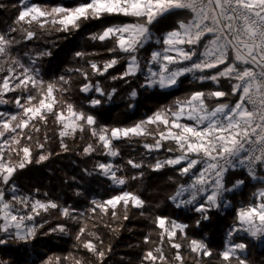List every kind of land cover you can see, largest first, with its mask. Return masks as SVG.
<instances>
[{
  "label": "snow or ice",
  "instance_id": "1",
  "mask_svg": "<svg viewBox=\"0 0 264 264\" xmlns=\"http://www.w3.org/2000/svg\"><path fill=\"white\" fill-rule=\"evenodd\" d=\"M86 25L97 50H76L74 66L46 78L41 64L53 51L36 42ZM120 84L130 85L133 111L141 90L184 94L130 124L102 123L95 110L115 101ZM0 106L8 109L0 110V264L12 242L21 246L15 264H37L28 245L53 233L72 234L77 251L38 257L40 264H107L113 249L96 229L118 234L133 209L147 229L135 245L138 264H249L250 247L264 255V0H21L13 25L0 31ZM50 122L60 152L79 139L82 158L104 157L84 176L109 183L105 198L81 209L48 192L41 199L38 188L18 194L15 177L52 156ZM133 142L143 151L121 164L123 145ZM145 169L167 175L168 206L198 214L194 225L150 210L131 187ZM224 212L233 220L214 251L191 230Z\"/></svg>",
  "mask_w": 264,
  "mask_h": 264
},
{
  "label": "trees",
  "instance_id": "2",
  "mask_svg": "<svg viewBox=\"0 0 264 264\" xmlns=\"http://www.w3.org/2000/svg\"><path fill=\"white\" fill-rule=\"evenodd\" d=\"M48 2H55V0H48ZM61 2L71 3L72 0H61ZM20 3L21 0H0V5H3V7H0V31L6 30L9 26L13 25L15 17L18 14ZM13 5H16V7H13ZM169 24H171V21H169ZM91 30L92 26L86 25L80 32L74 34L53 33L51 36L44 37L36 42L35 46L44 47L47 45V47L52 48L53 51V55L50 58H46L42 61V74L50 79L64 74L66 68L76 64V61L73 60V53L78 49L96 51V46L87 40V34ZM33 46L34 45L30 44L28 47L32 48ZM18 54L23 55L22 52ZM106 55L107 54L101 50V57H105ZM120 70L119 68L117 69V71ZM142 80L143 77H141V81ZM111 83V81H104L105 86H110ZM131 86L138 87V84ZM129 87L130 85L120 84V91L115 101L112 103L106 102L103 108L95 110L98 119L102 123L110 125L130 124L140 117L149 114V112L154 110L157 106L170 103L175 96L184 94V89H180L179 91L174 90L175 94L172 96L159 94L153 89L141 90L142 94H140L136 100L131 101L133 105L137 106L133 111L129 110L127 107L130 103L128 97ZM188 87L191 86L186 84L185 88ZM70 95L74 101H83V97L76 91L72 92ZM0 110L8 109L0 106ZM48 128V135L51 137L48 148L52 152V156L43 164L33 163L15 177V183L19 187L18 194L32 195L38 188L40 190L39 198L41 199H45L43 193L48 192L52 197L58 198L61 202L66 201L69 205L77 204L81 209L88 206L85 202L86 199L105 198L106 193L111 191L109 183L102 177L93 180L92 177L84 176L85 168L91 169L96 159L103 161L104 157L93 156L88 159L82 158L78 153L81 151L85 141L79 139L68 141L69 145L72 147L71 151L67 153L60 152L58 140L54 135V124L50 122ZM142 151L143 149L140 143L133 142L131 145L125 144L122 147L123 154L119 162L123 164L124 160L129 156L139 158V154ZM72 177L76 179L72 180ZM131 187L139 189L141 195L149 202L151 211H162L171 215L173 218H178L189 225H194L198 214L181 211L168 206L166 197L168 193L173 190V187L168 182L167 175L152 173L145 169V179L143 183L140 185L133 183ZM76 191L84 192L85 196H75L74 193ZM253 191H255V188L250 187L243 197H237V201L243 200L247 202L248 197H250ZM9 196H11V193H9ZM158 203L161 204L160 208L155 207ZM129 215L130 219L124 222L125 227L122 228L118 234L110 233L102 226L96 229L102 235L105 244L110 243L113 249L107 264H138L137 258L140 255V249L135 247V245L141 242V237L147 229L145 228V221L143 218L139 217L135 209H133ZM49 219L50 225L57 222L55 215ZM232 220V216L228 215L227 212L220 213L219 215L214 214L210 220L203 222L202 227L193 228L191 231L193 235L196 233L206 235L214 251H219V245L223 240L224 233L227 231L228 226L231 225ZM50 225H46V227L50 228ZM129 229H131V231H129ZM32 243L35 245V248L32 249V246L28 245L29 252L27 256L29 261L36 260L37 264H40L38 257H63L68 255L69 252L77 251V249L73 247L75 240L72 234L68 236L55 233L48 236L40 235L38 240ZM19 248H21L19 243H10L7 250L9 254L3 256V258L8 261V264H15L17 256L16 249ZM22 251L21 249V252ZM81 254H83L82 250ZM248 260L249 264H264V255H261L258 249L250 247ZM188 264H192V261L189 260Z\"/></svg>",
  "mask_w": 264,
  "mask_h": 264
},
{
  "label": "built area",
  "instance_id": "3",
  "mask_svg": "<svg viewBox=\"0 0 264 264\" xmlns=\"http://www.w3.org/2000/svg\"><path fill=\"white\" fill-rule=\"evenodd\" d=\"M240 235H241V236H243L244 234H243V233H241Z\"/></svg>",
  "mask_w": 264,
  "mask_h": 264
},
{
  "label": "rangeland",
  "instance_id": "4",
  "mask_svg": "<svg viewBox=\"0 0 264 264\" xmlns=\"http://www.w3.org/2000/svg\"><path fill=\"white\" fill-rule=\"evenodd\" d=\"M237 242H239V241H237Z\"/></svg>",
  "mask_w": 264,
  "mask_h": 264
}]
</instances>
